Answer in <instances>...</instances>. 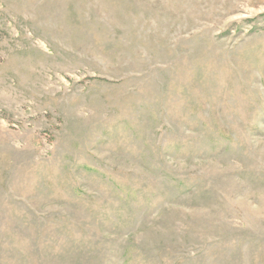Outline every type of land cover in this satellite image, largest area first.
Segmentation results:
<instances>
[{"label":"rangeland","instance_id":"1","mask_svg":"<svg viewBox=\"0 0 264 264\" xmlns=\"http://www.w3.org/2000/svg\"><path fill=\"white\" fill-rule=\"evenodd\" d=\"M0 264H264V0H0Z\"/></svg>","mask_w":264,"mask_h":264}]
</instances>
